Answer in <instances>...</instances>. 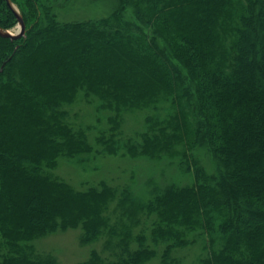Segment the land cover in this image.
<instances>
[{
	"label": "trees",
	"instance_id": "1",
	"mask_svg": "<svg viewBox=\"0 0 264 264\" xmlns=\"http://www.w3.org/2000/svg\"><path fill=\"white\" fill-rule=\"evenodd\" d=\"M25 1V22L37 20L28 36H0V264H56L23 246L71 228L91 243L112 228L103 212L131 189L80 191L46 173L62 156L86 168L104 154L181 156L194 180L160 187L150 177L149 201H132L145 230L125 225L110 256L94 249L79 264H148L159 253L175 264L173 252L203 235L198 264H264V0H120L107 17L67 23ZM15 19L0 0V27ZM84 96L107 126L68 120ZM144 110L126 133L124 112Z\"/></svg>",
	"mask_w": 264,
	"mask_h": 264
},
{
	"label": "rangeland",
	"instance_id": "2",
	"mask_svg": "<svg viewBox=\"0 0 264 264\" xmlns=\"http://www.w3.org/2000/svg\"><path fill=\"white\" fill-rule=\"evenodd\" d=\"M18 1L11 0L15 8L22 14L21 8L17 4ZM21 1L28 9V2L25 0ZM40 1L53 7L57 19L62 23L107 17L120 5V0ZM39 14H42L41 10ZM35 20L36 18L30 15L26 19V27L29 28L34 25ZM19 27L20 23L18 19H15L12 26L1 28L12 34H16L20 30ZM27 36L25 33L15 40L26 38ZM161 45L164 46L165 42L161 41ZM147 111L124 112L123 127L125 132L132 133V131L138 130ZM69 119L74 122L76 121L82 128L87 125L94 126L97 124L103 127L108 124V121L105 119L102 123H98L95 106L85 96L70 106ZM95 131L92 130L89 133L90 136L94 135ZM200 155L206 168L211 172L216 171L218 165L215 157L206 149L201 150ZM180 157H167L168 161H150L146 158H133L129 155H95L91 157L92 160L89 163L84 162L86 168L75 162H71L67 157H60L58 165L55 168L47 169L46 173L57 177L60 181L80 191H88L93 186H100L103 181L112 188L120 189V191L128 187L133 191L131 192L132 195L128 197L132 198L123 201L118 195L116 199L110 202L109 209L103 213L112 228L108 227L99 240L86 243L81 228L60 229L47 235H39L32 241H29V245L23 246L26 254L32 259L51 258L54 259L56 264H79L80 262L87 261L94 249L102 256H110L113 250L110 247L120 241L121 232L125 225H128L136 234L145 230V211L143 209H133L132 201L133 198L140 203L149 201L153 187L148 182L150 177H153L160 187H165L167 183L187 185V183L194 180L193 171L185 173L180 170ZM165 168L166 170H164ZM102 189L100 188V190ZM16 206H19L18 203H16ZM117 231L120 232V235L113 236V233H117ZM205 244L209 246L210 241L206 235H203L202 239L194 244L178 248L173 252V256L176 259L175 264H198L199 259L207 253L204 247ZM148 264H163L160 253Z\"/></svg>",
	"mask_w": 264,
	"mask_h": 264
},
{
	"label": "water",
	"instance_id": "3",
	"mask_svg": "<svg viewBox=\"0 0 264 264\" xmlns=\"http://www.w3.org/2000/svg\"><path fill=\"white\" fill-rule=\"evenodd\" d=\"M6 3H7V6L10 8V10H12L14 12V14L16 15V17L20 23V27H19L20 30L16 34H12L11 32H9L5 29H2L0 27V36L11 38L13 40L18 39L26 33V23H25V20L23 18V15L15 8V6L11 2V0H6Z\"/></svg>",
	"mask_w": 264,
	"mask_h": 264
}]
</instances>
